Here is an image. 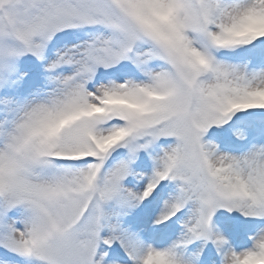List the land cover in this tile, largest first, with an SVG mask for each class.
Segmentation results:
<instances>
[{
  "label": "snow or ice",
  "instance_id": "1",
  "mask_svg": "<svg viewBox=\"0 0 264 264\" xmlns=\"http://www.w3.org/2000/svg\"><path fill=\"white\" fill-rule=\"evenodd\" d=\"M0 264H264V0H0Z\"/></svg>",
  "mask_w": 264,
  "mask_h": 264
},
{
  "label": "rangeland",
  "instance_id": "2",
  "mask_svg": "<svg viewBox=\"0 0 264 264\" xmlns=\"http://www.w3.org/2000/svg\"><path fill=\"white\" fill-rule=\"evenodd\" d=\"M205 139H209V138L205 137ZM218 211H219L221 214H219L218 218L216 219V224H217V226L220 227V224L218 225V223L221 222V224H224V223H222L223 217H232V216H230V215L227 214L226 212L222 211V209H220V210H218ZM232 218H233V219L231 220V223H230V224L225 225L224 227H221V228H227L228 230H230L231 227H232L233 225H240V224H238V223L235 221V217H232Z\"/></svg>",
  "mask_w": 264,
  "mask_h": 264
}]
</instances>
